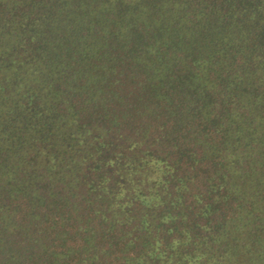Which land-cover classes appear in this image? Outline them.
<instances>
[{
    "label": "trees",
    "instance_id": "obj_1",
    "mask_svg": "<svg viewBox=\"0 0 264 264\" xmlns=\"http://www.w3.org/2000/svg\"><path fill=\"white\" fill-rule=\"evenodd\" d=\"M0 264H264V0H0Z\"/></svg>",
    "mask_w": 264,
    "mask_h": 264
}]
</instances>
